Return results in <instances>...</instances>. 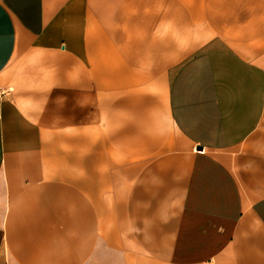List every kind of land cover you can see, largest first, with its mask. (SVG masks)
I'll return each instance as SVG.
<instances>
[{"label":"crops","instance_id":"crops-1","mask_svg":"<svg viewBox=\"0 0 264 264\" xmlns=\"http://www.w3.org/2000/svg\"><path fill=\"white\" fill-rule=\"evenodd\" d=\"M0 92V264H264V0H0Z\"/></svg>","mask_w":264,"mask_h":264},{"label":"water","instance_id":"water-1","mask_svg":"<svg viewBox=\"0 0 264 264\" xmlns=\"http://www.w3.org/2000/svg\"><path fill=\"white\" fill-rule=\"evenodd\" d=\"M203 147L202 146H198V149H202Z\"/></svg>","mask_w":264,"mask_h":264},{"label":"built area","instance_id":"built-area-1","mask_svg":"<svg viewBox=\"0 0 264 264\" xmlns=\"http://www.w3.org/2000/svg\"><path fill=\"white\" fill-rule=\"evenodd\" d=\"M2 94H3V92H0V98H1Z\"/></svg>","mask_w":264,"mask_h":264}]
</instances>
